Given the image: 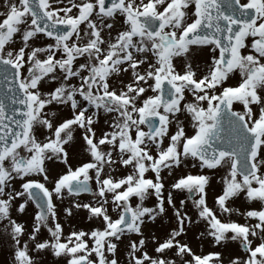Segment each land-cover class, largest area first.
<instances>
[{"label":"snow or ice","instance_id":"obj_1","mask_svg":"<svg viewBox=\"0 0 264 264\" xmlns=\"http://www.w3.org/2000/svg\"><path fill=\"white\" fill-rule=\"evenodd\" d=\"M3 7L8 264H264V0Z\"/></svg>","mask_w":264,"mask_h":264},{"label":"rangeland","instance_id":"obj_2","mask_svg":"<svg viewBox=\"0 0 264 264\" xmlns=\"http://www.w3.org/2000/svg\"><path fill=\"white\" fill-rule=\"evenodd\" d=\"M0 11H4V7H3V0H0ZM103 117L101 118V124L99 125V127H103ZM193 172H195V169H192ZM212 188L209 189V203H211L212 200V195L214 192L219 190V185L216 184V180L215 177H213V181H212ZM84 200L89 199V197L82 196L81 197ZM182 198V196H181ZM146 204L148 206H151L152 204V199H149L148 201H146ZM237 206H239V201H237ZM33 211V207H29L28 212L29 214H31ZM171 214L170 210H169V215ZM29 217H25L24 219H28ZM61 222L64 225V230L65 233H67L72 225H75L77 228H88L91 226V222H89L86 219V214L84 211H79L77 212L73 218H69V219H65L63 214L61 213ZM163 228L164 225L162 224L161 221H157L155 224H149L148 228L146 229V231H154L157 232L158 234H162L163 232ZM195 231L190 232L189 233V237L188 239L191 241L192 246L194 247V249H196L197 251L201 250L200 249V242L198 240H196L195 237ZM151 250V249H150ZM204 251H209V250H213L212 246L205 243L204 247H203ZM219 250V249H216ZM121 253L123 254V249H121ZM225 255L227 256V252L225 253ZM46 264H57L56 262V258L51 257V256H45L44 257ZM9 261V246L5 240V238L0 237V264H8Z\"/></svg>","mask_w":264,"mask_h":264}]
</instances>
